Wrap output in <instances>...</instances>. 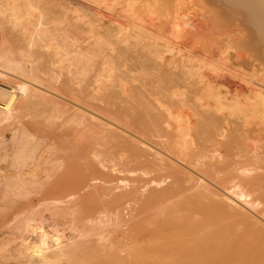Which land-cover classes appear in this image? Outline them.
I'll return each instance as SVG.
<instances>
[{
    "label": "bare ground",
    "instance_id": "6f19581e",
    "mask_svg": "<svg viewBox=\"0 0 264 264\" xmlns=\"http://www.w3.org/2000/svg\"><path fill=\"white\" fill-rule=\"evenodd\" d=\"M123 1L0 0V121L3 122L5 119H10L11 114L8 111L13 109V104L11 103L13 97L21 94L22 96L20 95V98H25L24 101L26 104L24 113L18 116L20 120L9 128L12 131V139L10 138L11 140H8L6 133L4 134L0 131V145L2 144L4 150L2 152L4 156L0 157V159L6 161V169H8L5 174H0V196L3 197L6 193H11V196L13 194L15 196L25 197L33 192V187L40 188L56 185L66 187L68 185V181L66 180L68 175L66 176L64 173L66 169H62V167H65V165L69 166L67 163L68 159L70 158L72 161L84 159L86 165L84 184L81 187L84 190L83 193L77 195L75 193L68 194L71 197L69 202L72 207L56 206L52 208L45 205L44 209L40 206L39 208H34L37 207L36 204L29 202V205L23 206L26 210L21 211L20 209V212L14 213V220H22L21 225L17 221H14L13 224L15 226L23 227L24 218L27 216H30L27 217L29 220H39L38 217L43 210L45 212L48 210L47 212L51 213L57 210V214L62 211L66 214H72L71 217L74 219L72 220L71 218V221H74L77 218L75 216L79 212L78 207L73 206L74 204L79 206L77 204V198L84 199V197L95 190L100 192L103 197L104 195H112L111 198L117 190V194L123 200H121L122 204L130 199L136 203L141 201L138 203L140 204L141 211L144 212L154 208L153 213L160 215L191 214L196 212L218 215L247 213L242 208H245V211L254 212L256 205L251 200V192L247 193V190L241 187L242 184H245L252 189L262 190L264 186V0H225L234 8L244 12V22L248 23L250 28H247L249 29L247 31L249 32L248 34H251L248 40L240 35L242 39H245L242 42L245 43L244 45L240 42V45L246 47L245 50L235 49L236 51L234 52L229 51L231 47L224 45L225 43L223 42L226 41H223V39V42H220L221 40L218 41L221 45L216 44L217 46L207 50L206 57L201 58L204 59L201 65L198 62L188 64L184 58L180 65L173 66L172 60L170 62L161 60L163 50L160 51L158 40L156 38H150V35L147 36L148 38L146 37L149 41L142 46V51L138 49V44L142 41L140 39L143 35L146 36V33L142 34V31L147 28H144L142 25L144 23L142 21L143 17L137 13L134 7L135 3H132L137 1L134 0L131 2L130 0H126V3L121 4ZM116 5H123L124 10L119 12L121 14L120 17H115L112 15L113 13L109 12L116 10L114 9ZM153 5L149 6L151 7ZM216 8L218 9V6ZM147 10L150 9L148 8ZM219 10H216V12ZM228 13H226V17H228ZM221 14L219 12L218 16H216L219 18ZM203 16L201 18H205ZM174 17L172 18L174 20L172 22L177 23ZM176 18L179 19L178 17ZM221 19L222 16H220L219 20ZM228 19H225V22L221 21V23H227L225 27L230 28V24L228 26V23L231 22H226ZM189 21L188 23H191ZM216 21L220 23V21ZM237 21L239 20L237 19ZM201 22H204L203 19ZM201 22L199 23L201 24ZM179 23L177 24L180 27L188 24L185 23L183 26L184 22L183 24L181 22ZM221 23L220 27L221 25L223 26ZM192 24H194L192 25L194 27L191 26V30L192 28L197 29L201 27V25L197 26L198 23L196 24L194 21ZM232 24L234 25L235 22ZM238 24L237 22L236 27L239 26ZM204 25L203 23L202 26ZM240 26L238 28L241 29L242 27ZM202 28L200 30H203ZM220 29L224 33L229 30ZM232 29H235L234 26ZM221 30L220 32L223 33ZM193 31L195 33L197 32V30L190 32ZM235 31L237 30L235 29ZM234 32L233 34H235ZM245 32L244 35H246ZM181 33L183 32L181 31ZM199 33L198 30L195 35ZM223 34L221 36L226 35ZM228 34L230 33L228 32ZM193 36L191 34L189 37L191 38ZM194 37H196L194 38L195 40L198 39V35ZM235 37L237 38L239 35H235ZM190 38L185 39L186 42L188 41L186 44L191 42L189 45L195 44V47L196 45L197 47L200 46V42L197 43L195 41V43H192L194 39L189 42ZM204 40L205 38L202 41ZM239 40L241 38L236 40V44H239ZM227 42L229 43V41ZM197 49L200 52V48L198 47ZM201 49V52L205 53L203 52V48ZM250 49L254 52L251 53ZM166 52L172 53V48ZM175 54H171V56L175 58ZM195 67H198L199 72H193V68ZM203 67H206L208 71L204 70L202 72L201 69ZM190 75H197L198 81L197 79L195 80L197 82L191 80L192 83H196L190 84L191 86H196L193 92L187 86L189 83L187 85L183 84L182 86L188 89L186 93L193 96V99H195V95H200L198 99L201 101L203 100L202 98L206 97L207 99H204V102L202 101L198 104L194 103L197 105V111L191 110L190 107L194 105L187 104L186 106L188 107H184L188 111L190 110L189 113L191 116L198 115L195 116L200 119L197 128H200L201 133L208 134V136L213 134V142L217 146L213 150L209 146L211 154L203 153L197 158L194 157V159L188 160L184 156L187 157L190 145H194L193 148L199 150V146L202 144L197 140L199 144L192 142L193 139L191 136L193 135L191 134L194 132L193 129L195 130L197 123H192L191 125L190 120L192 118L186 119L183 122L184 119L182 117L183 120L179 116H174L173 109L179 106L181 107V105L178 106L176 104L179 101L177 98H172L175 93L170 94L169 91L173 87L179 86L182 82H186ZM134 80H137L138 85H133L132 81ZM130 84L137 90L135 96L134 93L132 96H128L132 92V88L128 86ZM159 84L160 86L157 87ZM168 92L169 95L167 94ZM166 95L168 98L165 97ZM127 96L138 101L137 103L139 104L142 103L143 108L140 117L130 118L128 120L129 109H126L125 102L122 101L121 103L125 107H121L118 104L119 100L117 102V99L123 97L128 98ZM164 97L165 100H163ZM179 99L182 98L179 97ZM154 101L156 102L154 103ZM174 104L177 105L176 108H172ZM133 106L129 107L132 108L131 111L135 112L136 109H138L137 112L141 111L139 108L140 105L136 109ZM184 107L183 109H186ZM14 113L16 112L14 111ZM147 113L149 114L148 120H146L147 117L145 116ZM184 114L186 115V113ZM185 115L183 116L186 117ZM31 117L33 119H30ZM38 119H43L47 123L50 130L48 133L52 134V137H50L51 135L46 136L50 137V139L45 141L47 143L42 145V148H40L38 138L36 139V136L28 132L25 128L27 124H30L29 122L31 120L37 123ZM237 119H241V121ZM212 128H214L215 132H211ZM146 133L152 135L160 133V136L163 135V137L167 135L169 142L166 143L170 152L161 149L152 151L153 147L151 144L142 137ZM201 133H198V135L203 138L204 136L202 137ZM195 135H197V131ZM217 137H226V139H229L228 142H225L228 145V149L233 151L235 148L231 157L227 159L217 157V154H220L222 150H226V145L225 147L222 145V147L218 143L219 140ZM137 140L141 142V146ZM79 141L81 143L78 145L77 143ZM109 142H112L115 147L123 144L121 147L124 150L126 149V151L121 148L122 152H127L126 154L128 156H126V159L120 160V155L114 168L106 169L105 167L110 165V163L107 164L105 158H91L90 155L100 156L102 152L101 147L107 145ZM172 144H175V147ZM108 145L112 146V144ZM171 145L174 151L177 149L180 151L173 152ZM202 146L203 148L201 149H207L205 145ZM117 147L116 149H118ZM193 148L190 149L192 153H195L196 151ZM38 149L40 150L38 151ZM209 150L205 152L210 153ZM116 151L121 152L120 149ZM198 154H201V152ZM59 157L63 159V162L62 159L61 161L58 160ZM98 163L103 167H100ZM116 165L118 166L117 168H115ZM188 180L194 183V185H191L192 187L198 188L197 192L193 191L194 193H198L197 200L190 201L189 204L185 200L178 199L187 190L188 186L185 182L187 183ZM37 190L39 191V189ZM132 203L129 202L130 207H132ZM106 208L98 211V213L107 211ZM81 209L86 208H82L81 206ZM119 211H122V208L120 209L119 207ZM22 213H28V215L25 217L20 216ZM51 213H48V216L46 213H43L45 215H41L42 217L47 216L44 221L47 220L49 222L50 218L51 222L54 221L52 217L57 214L51 215ZM64 213H60L62 217ZM89 214L92 213H88L87 215L90 216ZM121 215L123 214L119 215L120 220L123 218ZM152 215H150V218H152ZM56 217L61 216L58 215ZM64 219L66 220V218ZM146 219L143 220V217H141V220L145 221L143 223L144 226L148 224ZM40 220L42 223L43 218L40 217ZM259 220L262 221V218ZM259 220L254 223L256 225L259 224ZM56 221L54 222L59 225L60 221ZM86 222H92V225H96L102 221L100 218L94 219L90 216ZM263 222L261 223L264 224ZM134 223L137 225L136 221ZM58 225L57 227H59ZM29 226L32 225L29 223ZM51 226L53 225L51 224ZM132 226L134 227V224ZM28 227L27 229L26 227L23 228L24 230H28ZM138 227L141 228V226ZM42 228L45 231L44 227ZM95 228H98V226ZM262 228L264 226L260 229ZM17 229V232H21V228ZM37 229H35L37 231H34L35 233H30L31 230L26 231L27 235L24 237H35L40 232ZM88 229L81 231L75 229L79 231H77V236L73 237L70 233L71 236L68 235V237L73 239V241H67L68 243L63 246L61 244L59 245V241L61 240L54 239V241L56 240L59 243L55 244L52 240L55 245L52 242H49V244L47 242L49 241L48 238L45 237L46 234H42V236L40 234V237L37 235L36 237L38 238H35V240H40L44 235L46 239H43L48 243L46 248L48 250L46 252H42L45 250L40 248L39 251L41 253L39 257L49 264H57L56 260L53 259H58L72 253L74 251L73 249L77 246L75 238L86 237ZM63 230L65 231V229ZM91 232L89 230V233ZM7 234L9 235V233ZM31 234L32 236H30ZM21 235L22 232L20 234L16 233L13 239H11L12 236L9 237L11 241H17L14 243L16 248L12 253L7 250H0V261H8L10 258H14L16 264H37L34 260V252L32 251L37 242L24 239L23 236L21 238ZM2 237L4 236L2 235ZM146 237L149 238V235ZM113 238L116 239V237ZM21 239L24 240L21 241ZM25 240H27V243ZM20 241L26 243L25 247ZM28 241L30 244L32 241L35 242V244L33 243L34 246L32 247V244L31 246L30 244L27 245ZM45 241L37 247H41V244H46ZM117 241L114 243V247ZM119 241L121 240L119 239ZM5 242L9 244V242ZM51 244L56 248L49 249ZM5 251L6 253H4Z\"/></svg>",
    "mask_w": 264,
    "mask_h": 264
},
{
    "label": "rangeland",
    "instance_id": "374dc122",
    "mask_svg": "<svg viewBox=\"0 0 264 264\" xmlns=\"http://www.w3.org/2000/svg\"><path fill=\"white\" fill-rule=\"evenodd\" d=\"M125 1L126 0H124L123 3H121V4L126 3ZM130 1L132 2L134 0H130ZM136 1L137 2H132V3H135L134 7H135L137 13H139L140 16L143 17L142 21H144V23L140 22V21L139 22L143 23L142 25L144 26V28L149 29V30L143 29L142 34L146 33L145 34L146 36L143 35L142 38L140 39L142 41L139 42L138 49L141 50L142 46L149 41L147 39L148 38L147 36L150 35V38L152 37V38H156L158 40V42L160 44V46H159L160 51L163 50L162 54H161V60H163L165 62H170L172 60V66L173 65H180V63L182 62V60L184 58H185L184 60H186L188 64L198 62L201 65L202 61H204V59H201V58L206 57L207 50L211 47H215V46L219 45L220 42H223V41H226V42H223V43H225L224 45H229L231 47L232 50L229 49V51L234 52V51H236L235 49H240V50L246 49V47L243 46L245 43H242L245 41V39H242V36H244V38H246L248 40V38H250L251 34H248L249 32L247 31V30H249L247 28H250L248 23L244 22V12H242L239 9L234 8L233 6H231L230 3L226 2L225 0H214L213 3H212V0H201V2H200V0H136ZM121 4H119V5H121ZM153 4H155V5H153ZM215 4H217V5H215ZM144 5H146V6H144ZM149 5H153L155 7H153V6L150 7ZM217 6H218V9L216 8ZM148 8L150 10H147ZM154 8H155V10H153ZM114 9H116V10H111L109 12L113 13L112 15H114L115 17H117V16L120 17L121 14H119V12H122V10H124L123 5L122 6L116 5V7H114ZM224 9H226V10H224ZM216 10H219V11L216 12ZM144 11H147V12H145L147 14H145ZM226 11L229 12L227 15L228 17H226V13H227ZM219 12L222 13L223 15L222 14L219 15V18H218L217 16H218ZM230 13L233 15H231ZM197 14L200 16L199 18H198ZM174 16L178 17L179 19H177ZM202 16L205 18H201ZM220 16H222L221 20H219ZM173 17H174V19L177 20V21H175L177 23L181 22L183 24V22H184L183 26L185 25V23H188L189 20L191 21V23H188L184 27H180L179 26L180 23L177 24V23L172 22V21H174V20H172ZM223 17H224V19H223ZM234 17L236 18V20H234L235 19ZM191 18H194V19H191ZM227 18H229V19L226 20V22H231V23H228V26L230 24V26H229L230 28L225 27V26H227V23H225L226 25L221 23V21L225 22L224 20ZM202 19L204 22H201ZM205 19H207V20H205ZM230 19H232L233 21ZM237 19L239 21H237ZM178 20H179V22H178ZM186 20H188V21H186ZM216 20L220 21V23L223 24V26L221 25V27H220V23H218ZM193 21L196 22V24L198 23L197 26L201 25L200 28H202L206 25L204 28H202L203 30H200V28H197V29L192 28V30H195V31L197 30V32L199 30L200 33L197 34L198 35L197 38L200 41L198 39H196V40L194 39V38H196L194 36H197V35H195L197 32L196 33L194 31L190 32V31H192L191 26L194 25V24H192ZM199 22H201V24ZM234 22H235V24L233 25L232 23H234ZM237 22L239 23L238 24L239 26L241 25L240 26V27H242L241 29L238 28L239 26L236 27ZM203 23L205 24L204 26H202ZM175 24H177V25H175ZM152 26H155V27H152ZM233 26L237 31H235V29H232ZM192 27H194V26H192ZM219 27L222 29H226V30L229 29L228 32L230 34H228V32L224 33L223 30H221ZM187 28H189V29H187ZM220 30L226 35L221 33ZM226 30H224V31H226ZM174 31H176V32H174ZM181 31L184 34L181 33ZM243 31L245 32L246 35H244ZM233 32L235 34H233ZM208 33H210V34H208ZM236 33H238V34H236ZM191 34L194 35L193 37H191L192 39L189 37V36H191ZM205 34H208L209 36L205 35ZM222 34L224 36H221ZM235 35H239V37H240V35H242L240 37L242 41L239 40L238 41L239 44H236L237 43L236 40H238L240 38L239 37L234 38ZM160 36H162V37H160ZM202 36H205V37H202ZM170 37L172 40L173 39L174 40L172 41L170 39ZM182 37H184V38H182ZM221 37H223V38H221ZM188 38L191 39V40L189 39V42L192 41L193 39H194V41L192 43H195V41H197V43L200 42L201 44L199 43L200 46H198L200 48V52L202 50L201 48H203V52H205V53H202V52L200 53L199 50L197 49L198 48L197 45H196V47H195V44L189 45V44H191V42L186 44L188 41L186 42L185 39L187 40ZM200 38L202 40L205 38V40L202 41ZM207 39L208 40L210 39V41H208ZM145 40H147V41H145ZM231 40H233V41H231ZM174 41H175V43H174ZM218 41H220V42L218 43ZM227 41H229V43ZM213 42H215V43H213ZM240 42L243 45H240ZM223 43H222V45H223ZM231 43H233V44L231 45ZM201 46H203V47H201ZM233 46H234V50H233ZM170 48H172V51L177 53V54H175L173 52L172 53L166 52ZM252 52H254V51L251 50V53ZM190 53H192V54H190ZM164 54H166V55H164ZM171 54H175V58L172 57ZM192 55H194V56H192ZM158 60H160V59L158 58ZM197 68L198 67L193 68L194 73L196 71L199 72V69H197ZM204 70L208 71L206 69V67H203L201 69L202 72H204ZM190 77H194V78H190ZM190 77L188 80H186V82H182L179 86L173 87V89H171L169 92H170V94L175 93V95L172 98H177V100H179V101L176 104L178 106L181 105V107L179 106L178 108H176L177 105L174 104V106L172 107V108H176V109H173L174 116L175 117L179 116L180 118L182 117L184 119L183 120L181 118L183 120V122L186 119L192 118L190 120V123H191V125H192V123H194V124L197 123V125H195V130L193 129V131L195 133L197 131V135H198V133L202 132V131H200L201 130L200 128H197V126H199L200 119H198L199 117H195L198 115L191 116V114L189 113L190 110L189 111L187 110L186 107H188V106H186V105L187 104L188 105L189 104L194 105L195 106L194 109H193L194 106H191L190 108H191V110H196V107H197L196 104H198L199 102H202V101L204 102L205 101L204 99H207V98L206 97L202 98L203 100L201 101L200 99H198V97L200 95H195L194 96L195 99H193V96H190V94L186 93L187 92L186 90H188V89H186L187 87L184 88V86H182V85L183 84L187 85V83H189V85H187V86H189L188 88L190 89L191 92H193V91H195L196 86L195 85L191 86V85L196 84V83H192L191 80H193V82L198 81L197 75H194V76L190 75ZM196 79H197V81H195ZM136 81L137 80L132 81L133 85L135 84L134 86L138 85L137 84L138 82H136ZM133 85L132 84L128 85L129 87L132 88V89L130 88L132 92L128 96H132L133 93H134V96L136 95L137 90ZM159 86H160V84L157 87H159ZM177 89H178V91H176ZM179 89H180V91H179ZM169 92L167 93L168 95H169ZM20 95L21 94H18L17 96H15L11 99V103L13 104V109H11V111L10 110L8 111L9 114H11L10 119L9 118L5 119L6 122L7 121H9V122H7V124H6L5 120L4 121L2 120L3 122L0 121V124H1L0 125V131L4 134L6 133L8 140L12 139L11 138L12 137V131L9 128L12 127L14 125V123H16L20 120L18 118V116L22 115L24 113V109L26 108V104L24 101L25 98H23V97L20 98ZM125 97H123L124 99L123 98L117 99V102L119 100L118 104L121 107H123L125 104L126 109H129L128 120L130 118L140 117L141 116L140 113H142V108H143L142 103H140V104L137 103L138 101L132 99L131 97H128V98H125ZM165 97L168 98L167 95ZM165 97L163 98V100H165ZM179 97L182 99H179ZM184 98L186 99V101ZM2 100H4V98H2ZM122 101H124L125 103L121 104ZM133 101H136V102H133ZM155 102L156 101H154V103ZM18 103H20V104H18ZM194 103H196V104H194ZM139 105H140L139 108L141 111L137 112L138 109H136V108H138ZM131 106H133L134 109H136L135 112L131 111L132 108H129ZM182 106L183 107L186 106V107H184L186 109H183ZM14 111L16 113H14ZM196 111H194V113H196ZM177 112H178V115H177ZM183 112L186 113V115ZM182 113L186 117H184L182 115ZM145 116L147 117L146 120H148L149 114L147 113ZM30 119H33V117H31ZM237 120L241 121V119H237ZM37 121L38 122L36 123L35 121L31 120L29 122L30 124H27V126L25 128H26V130H28V132H31L32 134H34L36 136L35 137L36 139L38 138V141L40 143L39 144L40 148H42V145L47 143L45 141H48V139H50V137H52V134L48 133V132H50L49 127L47 126V123L43 119H41V120L38 119ZM2 123H5V124H2ZM181 123H182V121H181ZM171 126L174 127L173 125H171ZM172 127H170V128H172ZM126 128H127V126H126ZM198 130H199V132H198ZM3 131H6V132H3ZM194 132H192V134H191V135H193V136H191L193 141L192 140L191 141L195 142V143L198 141L199 143L201 142L202 144L199 146L200 147L199 150L194 149L193 148L194 145H190V148H193V150L196 151L195 152L196 154L192 153V150L190 148H188L189 149V152H187L188 155H187V157L184 156L188 160L194 159V157L197 158V157L201 156L203 153L211 154V150H209V146H210V149H212V150L217 146V144L215 145V142H213L214 141L213 134L208 136V134L201 133V136L202 137L204 136L203 138H201L199 135L198 136L195 135ZM211 132H215L214 128L211 129ZM157 134L152 135V134L146 133V134H143L142 137L151 144V146L153 147L152 151L153 150L156 151L159 149L169 151V148L167 147V143H166V142H169L168 136L166 135L163 137V135L160 136V133H157ZM39 135H41V136H39ZM48 135L49 136L51 135V136L46 137ZM205 136H207V138H205ZM232 136H234V135H232ZM158 137H160L162 139H160ZM131 138H133V137L131 136ZM43 139H46V140H43ZM158 139H160V140L157 141ZM217 139L219 140L218 143L221 144V146L223 145L225 147V145H226V150H222V152L220 154H217L218 155L217 157H222L225 159L231 157V154L234 153L235 148L233 149V151L228 149V145L225 142H228L229 139L228 138L226 139V137H224V138L223 137H217ZM206 140H209V141H206ZM137 141L139 142V145L141 146L142 145L141 142L139 140H137ZM220 141H221V143H220ZM80 143L81 142L79 141L77 144L79 145ZM212 143H214V144L212 145ZM108 144H112V146L108 145ZM108 144L101 147L102 152L100 153V156L90 155L91 158H94V157L95 158L99 157L101 159L105 158L106 163L107 164L110 163V165L105 164V165H107L105 167L106 169L107 168L109 169L112 167L114 168V165H115V163L118 162V160H119L118 157L120 155H121L120 160L121 159L124 160V158L126 159V156H128V154H126L127 152H124V153L122 152L123 148L121 146L123 144H121V145L119 144L120 147H119V145H117L118 147L116 146L118 149H120L121 152L116 151L118 149H116V147L114 146V144L112 142H109ZM172 145H174V147H175V144H172ZM172 145H171V149H173L172 151L176 152L178 149L174 151V148ZM202 145H205L207 147V149L210 151V153L205 152V151H208L207 149L206 150L201 149V148H203ZM0 146H1L0 147V157H2V156H4L2 153V152H4V150H3L2 144ZM109 147L111 150L108 149ZM195 147H197V146H195ZM39 150L40 149H38V151ZM105 150H106V152H105ZM107 150H109V151H107ZM197 150H198V152H197ZM124 151H126V149ZM178 151H180V150H178ZM71 152H73V151H71ZM115 152H117V153H115ZM200 152H201V154H198ZM115 154H116V156H115ZM124 154H125V156H124ZM192 155H195V156H192ZM220 155H222V156H220ZM107 156H108V158H107ZM233 157H235V156H233ZM61 159H62L61 157L58 158L59 161H61ZM114 160H116V161H114ZM62 162H63V159H62ZM67 163L69 166L65 165V167H62V169H64V168L66 169V171L64 172L66 174V176L68 175V177L66 179L68 181L67 182L68 185L66 187H63L61 185H56V186H51V187L44 186V187H40V188L33 187L32 188L33 192H31L28 196H25V197L15 196L13 194L11 196V193H6V195L3 197L0 196V237H2V235L4 236V237L0 238V243L3 244V245L2 244L0 245V250H2V249L7 250L10 253L14 252V250L16 248L14 243H16L17 241L14 242L13 240L11 241V239H13L15 237L16 233L20 234L22 232V235L20 236L21 238L23 236L24 239H29V241L34 240L37 242L35 245V248H33V250H32L34 252L33 256H34L35 262L37 264H49L46 261H43L41 259V257H39L40 253H41L39 251L40 248H43L42 250H45L42 252H46V250H48L46 248H47L49 242L50 243L52 242V244H54V242H55V244H58L60 242L59 245L60 244L62 246L66 245L68 243L67 241H69V242L73 241V239H70V237H68V235L71 236V234H72V236L75 237V236H77L78 230L81 231L83 229L89 228L87 231L88 234L86 237L75 238L77 246L75 247V249H73L74 251L72 253H70L69 255L63 256L61 258H58V259H53V260H56L57 264H69V263H71V264H264V239H263L264 238V231H263L264 228L260 229L261 227L264 226V224L261 223V222H263V219H264V214L261 215L262 213H264V195H263L264 194V186H263L262 190H260V189H252L248 185L242 184L241 188H243L244 190H247V193L251 192L250 193L251 200L254 203V205H256L254 212L245 211L244 210L245 208L241 207L244 212H247L244 214H236V215L235 214H221V215L219 214L218 215V214H201V213L196 212V213H191V214L185 213V214H178V215H160V214L153 213L154 208H151L148 211H144V212L141 211V209H140L141 207H139L140 204H138L141 201L136 203L134 200L130 199L127 202H123L124 204H122V202H121L122 199H120L119 195L117 194L118 193L117 190L115 193H113L114 196L112 198H111L112 195H110V196L108 195L109 197L104 195V197H103L100 192L95 190V191L91 192L89 195H87L86 197H84V199L77 198V204L80 206V208L76 204H74L73 206L78 207L79 212L84 213L83 214V213L78 212V214L75 216V217H77L75 219L77 221H75V220L71 221V218H72L71 215L72 214L71 215L66 214L62 211V209H60L62 212L58 211L59 214L56 213L57 210L53 211L54 213L47 212L48 210H46V212H45V210H43V211H41V214L39 213L40 216L37 214L39 216L38 217L39 220L36 219L37 222L35 221V219L29 220L27 218V217H30V216H27L28 213H26V214L22 213L20 215L23 217L27 216L24 218V221H23L24 226L23 227H26V229H27V227L29 226V223L32 225V226L28 227V230H26V229L24 230L23 227L15 226L13 224L14 221H17L21 225L22 220L21 221L20 220H14L13 219L14 213L20 212V209H21V211L26 210V209H24L23 206L29 205L30 204L29 202H31V203L33 202L34 204H36L37 207H34V208H39V206H40L44 209L45 205H48L52 208H54L56 206H58V207H65V206L72 207L70 202H69L71 200V197L68 194L75 193L77 195V194L83 193L84 190H82L81 187L84 184V179H85L84 174L86 172V169H85L86 165L84 163V159H76V161H72L69 158ZM98 165L100 167H103L100 165V163H98ZM139 165H141V164H139ZM69 167H70V169H69ZM117 167L118 166L116 165L115 168H117ZM6 168H7L6 161L0 159V174H5V172L8 171V169H6ZM185 184L188 186L187 190H185V192L181 196H179L178 199L179 200H181V199L185 200L189 204L190 201H193L196 198H198V193H194V192H197L198 188L192 187L191 185H194V183L189 181V180L187 181V183L185 182ZM150 186H151V184H150ZM220 187L223 188L222 185H220ZM37 189H39V191ZM37 192H39V193H37ZM252 194H253V196H252ZM1 198H3V199H1ZM126 199H129V198H126ZM90 201H91V203H90ZM111 201H113V202L111 203ZM124 201H126V200H124ZM129 202L130 203L133 202L132 203L133 205L131 204L132 207H130ZM37 203H40V204L42 203V204L37 205ZM178 205L180 207L179 201H178ZM81 206H82V208H86V209H81ZM119 207H120V209L122 208V211L118 212ZM105 208L107 210V211H105L106 213L104 211H103V213L102 212L98 213V211L103 210ZM52 210H54V209H52ZM110 210H113V211H110ZM138 210H139V212H138ZM126 211H128V212H126ZM42 212L46 213L47 216H48V213H51V215L57 214V215H54L53 217L52 216H50V217H52V220L54 219V221L59 220L61 227H60V224L58 225V223H56L58 221H56V222L52 221L51 222L50 217H48V218H50V221H49L50 223L47 220L44 221L45 217H47V216L42 217L41 215H45ZM96 212H97V214H96ZM120 212H122V213H120ZM60 213L61 214L64 213V216L65 215H67V216L62 217V215ZM88 213H92L89 215L92 216L94 219L100 218V220L102 221L101 223H98L100 225H98V224L92 225V222H86L87 218L90 217L87 215ZM112 214L115 217L111 216ZM120 214H123V215H121L123 217V218L121 217L122 218L121 220H120V216H119ZM152 214H155V215H152ZM246 214H248L249 216L248 215L245 216ZM58 215H60L61 217H56L57 218L56 219L55 216H58ZM150 215H152V218H150L151 217ZM40 217L43 218L42 223H41L42 219L40 220ZM141 217H143V220H145V218H147L146 222H148V224H145L147 226H144L143 223L145 221L141 220ZM260 217L262 218V221L259 220V219H261ZM64 218H66V220ZM73 219L74 218H72V220ZM151 220H152V222H151ZM258 220L261 224L259 223L256 225L255 223ZM135 221H136L137 225H135V223H134ZM140 221H142V222H140ZM65 223L66 224L68 223L70 225H68V224L66 225ZM51 224L53 226L55 225L56 227L51 226ZM71 224H72V226H71ZM133 224H134V227L132 226ZM57 225L59 227H57ZM83 225H85L87 227H85ZM253 225H255V226H253ZM73 226H75V227L73 228ZM97 226H98V228H95ZM138 226H141V228ZM148 226H150V228H148ZM37 227H39V229H37ZM42 227H44L45 231H43ZM67 227H69V228H67ZM253 227H255V228H253ZM17 228H19V229L21 228L20 229L21 232H17L18 231ZM22 228H23V230H22ZM59 228H61V229H59ZM62 228L65 229V231ZM236 228H238V229H236ZM35 229L40 230V232L38 231L39 233L37 234V235H39L38 237H40V234H41V236H42V234H44V235L46 234L45 237L48 238V240H49V241H47L48 243L43 239V238H45L44 235H43V238H41L40 240L39 239L35 240V238H38V237H36L37 235L35 236L34 234L33 235L35 237H33L32 234L30 235V236H32L30 238L24 237L27 235L26 231L31 230L30 233H35V232H37V231H35ZM56 229H58V230H56ZM75 229H78V230H75ZM89 230L92 232L89 233ZM46 231H48V233H46ZM59 231H60V233H59ZM23 232H26V233H23ZM5 233L6 234L9 233V235L8 234L6 235ZM64 234H66V235H64ZM148 235H149L150 239L148 237H146ZM10 236H12L11 239L9 238ZM65 236H66V238H64ZM141 236H143V237H141ZM27 237H29V236H27ZM113 237H116V239ZM250 237H252V238H250ZM90 238H92V239H90ZM140 238H141V240H140ZM24 239H21V241H23ZM54 239L61 240V241L56 242V240L54 241ZM65 239H67V240L65 241ZM119 239L121 241H119ZM260 239H262V240H260ZM41 240L42 241L44 240L46 242V244L44 243V245L41 244V247H37V246H39L40 243L44 242V241L42 242ZM138 240H140V241H138ZM1 241H4V242H1ZM5 241L9 242V244H7ZM25 241L27 243V240H25ZM29 241H28L27 245L30 244ZM38 241H39V243H38ZM116 241H117V243L115 244V247H114V243ZM258 242H260V243L258 244ZM21 243L24 244V247H25L26 243L25 242H21ZM33 243L35 244V242L32 241V243H31L32 247L34 246ZM141 243H144V244H141ZM31 244H30V246H31ZM52 244L49 246L50 247L49 249L56 248V247H53ZM119 244H121V245H119ZM59 245H58V247H59ZM34 249H36V251H34ZM4 253H6V251ZM34 254H36V255H34ZM245 254H246V256H245ZM245 262H247V263H245ZM0 264H16V260H14V258H10L8 261H0Z\"/></svg>",
    "mask_w": 264,
    "mask_h": 264
}]
</instances>
